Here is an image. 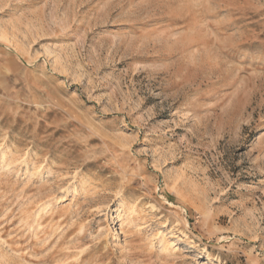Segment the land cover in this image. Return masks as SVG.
<instances>
[{
    "label": "rangeland",
    "instance_id": "1",
    "mask_svg": "<svg viewBox=\"0 0 264 264\" xmlns=\"http://www.w3.org/2000/svg\"><path fill=\"white\" fill-rule=\"evenodd\" d=\"M0 264H264V0H0Z\"/></svg>",
    "mask_w": 264,
    "mask_h": 264
}]
</instances>
